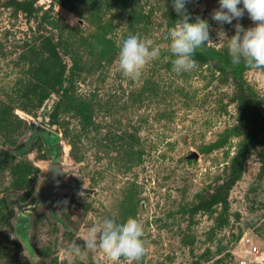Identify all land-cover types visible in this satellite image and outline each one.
Masks as SVG:
<instances>
[{"label":"rangeland","instance_id":"374dc122","mask_svg":"<svg viewBox=\"0 0 264 264\" xmlns=\"http://www.w3.org/2000/svg\"><path fill=\"white\" fill-rule=\"evenodd\" d=\"M168 1L0 0V155L13 151L0 161V264H112L102 251L82 248L76 256L72 247L83 246L94 222L129 216L144 230L145 254L133 264H264V69L243 71L262 120L251 122L256 139L227 210L222 202L203 209L229 177L244 135L209 146L238 125L242 105L228 70L195 60L190 72L173 71L165 36L177 19ZM185 6L207 20V46L227 58L218 31L231 37L235 24H253L246 12L232 24L212 20L218 0ZM130 34L161 49L138 80L118 71ZM63 64L68 97L54 92ZM38 125L49 131L56 160ZM191 151L197 157H187ZM51 164L68 171L67 182L94 191L60 189L54 215L43 203L19 214L17 204Z\"/></svg>","mask_w":264,"mask_h":264},{"label":"clouds","instance_id":"9594fccd","mask_svg":"<svg viewBox=\"0 0 264 264\" xmlns=\"http://www.w3.org/2000/svg\"><path fill=\"white\" fill-rule=\"evenodd\" d=\"M185 3L186 0H172L173 10L179 19L165 36L169 41L170 63L177 74L193 70L196 67L193 59L195 52L211 41L207 20L197 16L190 22ZM218 3L219 7L211 12L212 20L218 24H232L234 19L239 21L245 12L253 21L252 26L247 28L235 24L231 37L222 30L218 31V38L228 41L231 64L264 69V0H218ZM152 45L153 41L141 40L134 34L123 39L118 52V71L123 77L138 80L145 66L159 59L161 49ZM143 236V226L134 217L129 216L122 223H117L113 218H104L89 227L87 235L81 238L83 246L75 244L71 251L79 256L82 248L87 251L99 250L112 264H117L121 258L133 264L145 254Z\"/></svg>","mask_w":264,"mask_h":264},{"label":"trees","instance_id":"16d2710c","mask_svg":"<svg viewBox=\"0 0 264 264\" xmlns=\"http://www.w3.org/2000/svg\"><path fill=\"white\" fill-rule=\"evenodd\" d=\"M70 0H51V2L66 5ZM21 6V4H20ZM187 12L190 14V22L194 21L196 17L193 16L190 9L185 6ZM29 13L33 12L31 6L30 9H28ZM168 11L170 14L175 17L177 20L179 17L177 16L176 12L173 10L172 6V0L168 1ZM210 33V31H209ZM51 42L53 44V49L57 50V48L60 46L59 42L55 39H51ZM194 60L205 62L213 65L215 68L220 70H228L230 71L235 87H236V96L237 99L240 102V105H242L241 108V114L238 125H236L234 128H232L228 133L224 134L215 144L210 145L209 147H217L220 144L224 143L231 135H238L243 134L244 139L242 143L239 145L236 154L234 155L232 159V165H231V172L229 177L224 181V183L220 184L215 192L209 196L208 199H204L200 203V207L206 210H210L212 205L217 202L226 203L224 205L225 210H227V195L229 190L231 189L234 182L240 177V173L242 170V163L244 156L248 153L251 144L253 141H255L256 137V130L255 127H251V122L256 119H261L262 117L259 115L258 112V101L257 97L254 93V91L249 87V85L245 82L243 79V71L247 69L243 64L239 66H233L231 64L230 58H227L224 56L221 52L214 50L206 45L203 46L202 49H198L194 56ZM64 66L61 69V71L58 72L55 83L56 88L54 92L57 95H61L68 97V91L69 89L67 86H65V83L69 82L70 80L67 76L64 74ZM80 105H85V103L81 102ZM260 126H257L259 128ZM260 129H263L264 126ZM52 141L46 142L49 146L48 152L51 154V156L55 157L54 159H57V152L56 148H51ZM13 154L12 149L5 150L0 155V161H2L3 158L8 157L9 155ZM264 162V158L262 159ZM61 224L65 225L64 221L62 219L59 220Z\"/></svg>","mask_w":264,"mask_h":264},{"label":"water","instance_id":"95a60500","mask_svg":"<svg viewBox=\"0 0 264 264\" xmlns=\"http://www.w3.org/2000/svg\"><path fill=\"white\" fill-rule=\"evenodd\" d=\"M41 127V128H40ZM44 134L45 141H51L50 133L44 127L39 126L37 129ZM187 157H197L195 151H191ZM68 175V171H66L61 165L51 164L47 166V176L41 185L37 188V190L30 196V198L22 204H17L18 213L28 217L31 212H33L38 205L45 204L47 206L50 214L54 215V201L56 192L60 189H68V190H77L79 189L82 193H92L94 190L92 188H87L85 186H76L70 182L65 180ZM248 264H263L260 261L251 260Z\"/></svg>","mask_w":264,"mask_h":264},{"label":"built area","instance_id":"2783aa9c","mask_svg":"<svg viewBox=\"0 0 264 264\" xmlns=\"http://www.w3.org/2000/svg\"><path fill=\"white\" fill-rule=\"evenodd\" d=\"M253 251H256V247L253 248ZM241 264H246L245 261H241Z\"/></svg>","mask_w":264,"mask_h":264}]
</instances>
